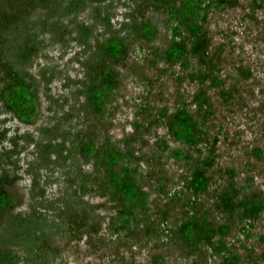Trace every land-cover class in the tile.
<instances>
[{
    "label": "trees",
    "instance_id": "16d2710c",
    "mask_svg": "<svg viewBox=\"0 0 264 264\" xmlns=\"http://www.w3.org/2000/svg\"><path fill=\"white\" fill-rule=\"evenodd\" d=\"M243 24L264 53V0H0V264H166L168 247L264 264V78ZM73 47L79 77L57 62ZM126 69L141 95L115 137Z\"/></svg>",
    "mask_w": 264,
    "mask_h": 264
},
{
    "label": "rangeland",
    "instance_id": "374dc122",
    "mask_svg": "<svg viewBox=\"0 0 264 264\" xmlns=\"http://www.w3.org/2000/svg\"><path fill=\"white\" fill-rule=\"evenodd\" d=\"M244 8H245V4H243L240 8H238V10L236 11L237 15L243 12L245 10ZM116 11H117V16H114L112 18V21L115 24H117V21H121V19H123L121 14L124 13L125 8L119 4L117 6ZM85 15L87 16L86 12L83 13L81 17H84ZM230 18H227V19L229 20ZM227 19L216 18L215 21L218 26H225L227 24L226 22ZM231 21L234 22L235 20L232 19ZM244 26H245L244 24L240 26L239 28L240 33L237 36L238 43L242 45L243 47L244 57H245L244 61L249 62L250 60H253L256 64L255 65L256 69L259 71L260 70L264 71L263 69L264 68V53L252 47L253 45L252 40L258 36V32L257 30H252V29L250 31H246L247 28H245ZM158 28H159V34L157 36L156 43L158 45H165L166 39H167V30L162 25H159ZM255 43L264 47L263 42L260 40L256 41ZM77 49H78L77 47L69 48L68 50H66L64 54H62V56H60L63 58L57 59V62L61 64V66L66 65V70L71 76L77 75L79 77L81 76L80 68L72 60V57L75 54ZM52 53L55 56H57L58 54V52L55 50L52 51ZM57 58L59 57L57 56ZM122 71H123L122 73L123 76L120 81L121 82V94L119 98L120 109L117 114V119L115 120V124L113 125V128L111 130V132L115 135V137H121L125 132H128L130 130V127H129L130 124H128V121L132 118L133 98L138 99V97L141 95V87L138 85L139 82H137L138 79L135 77L134 73L132 71H129V69H126L125 71L122 70ZM139 71H143L147 73V75H152L151 72L148 71L147 69H141ZM263 71L261 72V76L264 78ZM52 83L53 84H52L51 91L55 97H60V96L62 97V96L69 95L67 89L63 88L61 81L56 79ZM258 85H256V88L254 90L255 96L253 99H251L250 102H251V107H256L259 110L258 113H260L263 116L262 119L264 120V96L259 93V88L257 87ZM161 86H163L162 89L165 91L164 93L166 96H169L168 92L170 90L172 91L174 87L173 84L169 80L168 82H166V84H163ZM183 88H186L187 90H191V85L188 83H184ZM46 105H47V100H45V98L42 97L41 98L42 108H46ZM8 123L13 125L14 127H18L21 133L26 132V131L32 132L34 130L32 126L19 125L14 121H9ZM240 126L243 127L242 124H240ZM161 131L162 130H159V132ZM25 160L26 159L22 160L21 162L23 163ZM260 168L262 169L261 174L256 175L254 185L260 188V190L264 192V163H262ZM29 182H30V179L28 177L24 178V180L19 182L18 189L24 191V192L22 191L23 198H25L27 194L26 190H27V186ZM96 200H99V199L95 198V201ZM164 251H165L164 258L166 259V264H174L175 259H176V257L173 256L175 253L174 248L168 247ZM143 256H144V253H142L141 258H143Z\"/></svg>",
    "mask_w": 264,
    "mask_h": 264
}]
</instances>
